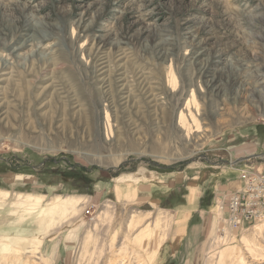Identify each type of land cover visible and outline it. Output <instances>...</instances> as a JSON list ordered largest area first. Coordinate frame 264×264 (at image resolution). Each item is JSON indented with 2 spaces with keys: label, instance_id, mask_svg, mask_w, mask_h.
<instances>
[{
  "label": "rangeland",
  "instance_id": "rangeland-1",
  "mask_svg": "<svg viewBox=\"0 0 264 264\" xmlns=\"http://www.w3.org/2000/svg\"><path fill=\"white\" fill-rule=\"evenodd\" d=\"M0 70V238L52 264L264 258V221L224 223L264 168V0H0Z\"/></svg>",
  "mask_w": 264,
  "mask_h": 264
},
{
  "label": "bare ground",
  "instance_id": "bare-ground-1",
  "mask_svg": "<svg viewBox=\"0 0 264 264\" xmlns=\"http://www.w3.org/2000/svg\"><path fill=\"white\" fill-rule=\"evenodd\" d=\"M86 66H88V65H86ZM240 67L241 68H239V69H242V67L243 68H248V67H245V64H242V66H240ZM6 75H7V73H5L2 70H0V84H2L4 82H7L8 78L6 77ZM1 86H0V89L2 88ZM3 88H4V86H3ZM191 92L192 93L190 95V99L186 102V106H185V111L189 114V116L192 115V113L190 112L191 107H192V110L194 109V111H196L195 113L197 115V109L195 108V105H194L195 98L193 96L194 95L193 94V90H191ZM124 99H125V97L122 100H124ZM78 108H79V106L77 104L73 107V109L76 110V112H78L80 110ZM0 112H1V110H0ZM1 116H2V114H0V117ZM184 119H185V117H184L183 113H181L179 120L182 121ZM192 119H193V117H192ZM107 121L108 120L106 119V124H107ZM197 122H196V124H197ZM204 131H206V130H204ZM198 132H202V131H198ZM187 136H188V134H187ZM221 150L222 149H220V151ZM263 170H264V168H262L260 170H257V171H254L253 173H255V172L259 173V172H262ZM142 177H144V176L142 175ZM125 180L133 181L134 177H128V176L127 177H123V179L120 180L119 182H122V181H125ZM242 186H243V183H242ZM229 196L230 195H228V197ZM228 197L226 198V202H227ZM57 200H58V203H56L54 205V208H52V212L49 215V216H51L50 217V222L55 219V216H57V217H62L63 216V217H66V219H69L70 223H71V221H74L79 216V213L81 211V207L80 206L82 204L86 205L87 201H88L87 198L79 197V196H73L72 197L70 195L69 196H63V197H58ZM38 203H40L39 199H38V201H36L35 206H37ZM226 208L227 207L225 206V212H226V215H227ZM253 222H255V221H253ZM257 227H254L253 229L259 230V227L258 228ZM36 242H39V241H36ZM35 244H36L35 242L28 241V240H25L23 238L20 239L17 236L16 237L15 236H9V237H6V238H0V264H52V262L49 260V258H43L41 256V250H40V254H39V249H38L37 246H35ZM158 247H159V245H155L154 249L156 250ZM245 260L247 262H249V263L264 264V258L263 257L262 258H258L257 256L254 255V252L252 250H249V249L248 250L245 249L244 252H241V253L238 252L236 254V257H235V263L236 264H246ZM121 261H123V260H121ZM111 264H117V263H115V260H113V262Z\"/></svg>",
  "mask_w": 264,
  "mask_h": 264
},
{
  "label": "built area",
  "instance_id": "built-area-1",
  "mask_svg": "<svg viewBox=\"0 0 264 264\" xmlns=\"http://www.w3.org/2000/svg\"><path fill=\"white\" fill-rule=\"evenodd\" d=\"M229 195L224 223L231 231L240 230L249 221L264 220V170L244 175L243 186Z\"/></svg>",
  "mask_w": 264,
  "mask_h": 264
}]
</instances>
